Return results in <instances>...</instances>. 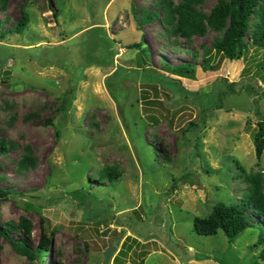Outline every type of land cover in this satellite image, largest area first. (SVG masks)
<instances>
[{"label": "rangeland", "instance_id": "1", "mask_svg": "<svg viewBox=\"0 0 264 264\" xmlns=\"http://www.w3.org/2000/svg\"><path fill=\"white\" fill-rule=\"evenodd\" d=\"M218 2L199 8L210 13ZM161 8L159 0H8L0 9L1 31L22 9L30 16L22 35L0 39V143H11L0 154V190L11 193L0 198V231L25 239L9 226L24 218L32 251L42 227L54 240L31 261L0 234V264H104L111 246V264L259 262L264 222L252 211L261 228L234 242L221 231L198 235L194 221L219 203L242 204L249 177L260 176L264 192V153L257 158L253 141L264 116L263 51L249 46L237 61L213 51L205 71L202 46L217 34L171 36ZM165 62L193 63L195 77L165 73ZM154 72L166 81L149 82ZM25 158L35 165L20 169ZM110 168L117 181L103 178Z\"/></svg>", "mask_w": 264, "mask_h": 264}, {"label": "trees", "instance_id": "2", "mask_svg": "<svg viewBox=\"0 0 264 264\" xmlns=\"http://www.w3.org/2000/svg\"><path fill=\"white\" fill-rule=\"evenodd\" d=\"M7 1L8 0H0V9L5 7ZM203 2L204 0H159V6L162 7L161 9L164 14L163 26L169 31L171 36L183 38L187 42H191L192 39L196 37H204L207 31L217 34V38L210 48L202 46L204 51L203 58L206 63V65L203 66L205 71L212 69L210 61L213 51L230 61L240 60L247 52L249 46L262 49L264 54V0H219L218 4L210 13H205L199 8ZM255 14H257L259 20L251 26V19ZM29 23L30 16L22 9V17L15 23L13 29L1 31L4 23L0 24V39H5L7 34L22 35ZM247 36L249 38L248 41H246ZM139 47H142V45L135 44L132 45L130 49H138ZM142 52L147 54L145 49H142ZM189 52L194 58L198 56L197 51L191 49ZM261 68L264 69L263 64ZM196 69L197 65L189 62L178 65L165 62L162 66V70L165 71V73L180 78H194ZM144 71L145 73L151 72L146 69ZM155 74L154 76L151 75L149 82L157 83V81H160L163 83L166 79L163 74ZM169 81L170 80H167V82ZM173 81L180 82V80L175 78ZM165 83L163 85H165ZM153 89L158 92L156 86H153ZM178 91L187 95L183 86L182 90L179 89ZM223 95H226V93L223 92L221 96ZM218 107L222 108L223 106L218 104ZM258 115L260 116L258 123L259 129L253 134V141L257 158L261 159L264 153V116L261 113H258ZM51 123L52 122H50V124ZM10 147L11 143L3 140L0 143V154H6ZM34 165L35 161L32 158H25L23 162H21L20 169H27ZM102 176L104 179H112V181H117L119 179V174L112 168L103 170ZM248 180L251 182L252 187L242 204L228 206L219 203L215 206L208 218L195 219L194 230L198 235L206 237L215 236L221 231L230 242H234L235 239L247 229L256 226L261 228L262 225L260 222H254V216L250 214L249 211H252L254 215H258L259 220L264 222V192L261 184L262 178L260 176H255L249 177ZM190 183L187 182L185 185H189ZM176 189V185L172 186L171 192ZM10 194L11 193L8 191L0 190V198L7 197ZM9 226L10 230L19 231L26 240H11L9 232L3 233L0 231V234L12 243L15 250L21 256L34 261L39 259V255H48L51 253L54 243L53 236L48 235L44 227H42L39 246L36 251H32L26 242L32 234L31 223L22 218L19 223L16 224L12 222ZM259 236L261 241L260 244L263 246V249L258 256L259 262L255 264H264V232Z\"/></svg>", "mask_w": 264, "mask_h": 264}, {"label": "water", "instance_id": "3", "mask_svg": "<svg viewBox=\"0 0 264 264\" xmlns=\"http://www.w3.org/2000/svg\"><path fill=\"white\" fill-rule=\"evenodd\" d=\"M117 252V247L111 246L105 251V261L104 264H111L114 254Z\"/></svg>", "mask_w": 264, "mask_h": 264}]
</instances>
